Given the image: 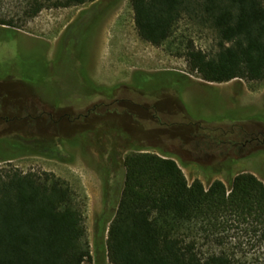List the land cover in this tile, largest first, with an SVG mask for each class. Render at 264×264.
Returning a JSON list of instances; mask_svg holds the SVG:
<instances>
[{
    "label": "trees",
    "instance_id": "1",
    "mask_svg": "<svg viewBox=\"0 0 264 264\" xmlns=\"http://www.w3.org/2000/svg\"><path fill=\"white\" fill-rule=\"evenodd\" d=\"M117 2L33 0L25 16L32 18L43 7L91 5L96 22ZM129 5L139 38L183 56L189 73L212 83L264 81V0H129ZM182 21L210 33L212 48L204 50L179 37ZM0 24L13 23L0 20ZM165 75L171 87L170 76ZM83 83L80 98L98 94L110 99L116 95L117 86L96 85L86 70ZM51 104L55 109L60 106L59 102ZM3 106L0 102V109ZM99 106L93 105L89 113L97 114V107L103 110L98 129L109 133L115 122L105 117L107 106ZM160 106L150 107L158 113H154L155 124L174 130L179 124L167 111L161 109L160 113ZM12 109L20 116L0 115L4 126L12 127L10 124L21 120L25 129L46 128L47 121L56 135L46 136L38 130L42 138L36 137L38 134L24 138L28 143H43L37 146L3 137L0 140L6 150L54 152L64 140L73 145L82 139L86 144L83 136L90 129L64 140L57 132L70 134L79 124L84 126L90 117L87 110L77 118L67 108V114L49 119L41 113H22L24 108ZM127 109L142 115L133 105ZM63 119L71 131L59 128ZM198 125L194 127L203 129ZM133 139L129 141L133 143ZM132 145L123 155L120 194L104 228L101 248H105L108 264H264V183L258 177L242 171L233 176L229 186L214 179L205 187L199 179L188 182L170 155ZM86 206L83 188L53 172L0 164V264H95L85 225Z\"/></svg>",
    "mask_w": 264,
    "mask_h": 264
},
{
    "label": "rangeland",
    "instance_id": "2",
    "mask_svg": "<svg viewBox=\"0 0 264 264\" xmlns=\"http://www.w3.org/2000/svg\"><path fill=\"white\" fill-rule=\"evenodd\" d=\"M32 3L33 0H0V20L13 23L0 24V96L4 94V98L0 97L4 105L0 115L19 117V111L12 108H24L22 113L27 114L46 112V118L64 114L61 106L55 109L40 99L46 93L48 103L66 93L80 95L84 70L96 85L117 86L116 97L121 103L107 108L121 111L122 103H128L142 111V115L123 114L127 127L115 123L118 125L112 126L109 133L99 130L100 121L91 116L86 125L79 124L70 134L58 129L63 140L82 129L90 132L83 136L86 144L80 137L81 143L73 145L64 140L54 152L6 150L0 140V164L11 163L25 171H50L83 188L87 196L85 225L95 264H108L105 248H101L106 236L104 228L120 194L123 155L133 143L170 155L188 182L199 179L207 187L214 179H220L229 186L235 174L246 171L264 183V81L258 84L233 79L207 85L195 73L188 72L183 56L139 38L129 0H119L103 11L96 22L91 5L43 7L28 18L25 12ZM177 33L198 48L213 46L210 33L187 21L180 23ZM167 72L181 75L178 83L169 77L172 88L168 87L164 74ZM68 86L74 89L68 91ZM101 100V96H94L70 110L89 109ZM154 104H161L164 108L160 106L159 112H169L171 120L179 124L172 127L174 130L155 124L154 115L158 113L150 108ZM62 121L59 128L71 131L68 123ZM195 123L203 129H196ZM23 125L16 120L10 124L12 127H6L0 121V139L15 138L37 146L43 143H28L24 138L35 134L42 138L44 131L46 136L56 135L47 121L46 128L39 125L25 129ZM4 156L8 159L4 160Z\"/></svg>",
    "mask_w": 264,
    "mask_h": 264
},
{
    "label": "flooded vegetation",
    "instance_id": "3",
    "mask_svg": "<svg viewBox=\"0 0 264 264\" xmlns=\"http://www.w3.org/2000/svg\"><path fill=\"white\" fill-rule=\"evenodd\" d=\"M70 26V25H69ZM69 26L68 27H66L65 28V30H68V28H69ZM64 30V31H65ZM63 31V32H64ZM60 43V42H59ZM164 74H166V73H164ZM167 74L169 75V76H171L172 77V79H174V81H176V76L178 75L179 76V74L178 73H175V72H171V73H168L167 72ZM67 89H68V91L70 90V89H74V88H71L70 86H68L67 87ZM79 94H80V92H79ZM75 95L74 94H72V95H70V94H68V93H66L65 95H64V97H58L54 102H59L60 103V108H63V111H64V114H67L68 113V111L69 112H71V113H73V115L75 116V117H79L81 114H82V111H85V110H87V113L88 114H90L89 113V109H85V110H82V111H77V112H73V111H71L70 110V108H74V107H79L82 103H85V102H87L89 99H91V98H93L94 96H101L102 98H103V100H101L102 101V103L101 102H98L97 104H95V106H99L100 104L103 106V105H105V106H109V105H115V106H117V104H119V103H121V100H119V98H117L116 96L117 95H115L113 98H110V99H108V98H106L105 96H103V95H98V94H96V95H93L92 97H90L89 99L88 98H85V97H81L80 98V95H78L77 94V96L76 97H74ZM72 97H74V98H72ZM40 98V97H39ZM48 98V95H47V93H46V97H44V98H42V99H40L41 100V102H45V103H47L48 105L49 104H51V101H50V103H48V100H46ZM70 98H72V99H70ZM49 100H50V98H48ZM172 99V98H171ZM68 100H71V101H68ZM47 101V102H46ZM103 102H105V103H103ZM171 102V101H170ZM80 104V105H79ZM166 104V103H165ZM122 108H123V110H117V108H115V107H113V109H109V108H107L108 109V112L105 114V117L107 118V119H111L112 121H113V123L115 122V123H118L119 125H122V127L124 128V127H127V124H126V122L124 121V119H123V114H127L128 116H130V114H131V112L134 114V111H132L131 109L129 110V109H127L126 110V108H127V105H128V103H127V105H125V104H123L122 103ZM93 107V106H92ZM100 107V106H99ZM99 107H97L99 110L98 111H100V112H98L97 114H99V115H97V114H90V116H91V118L94 120V118H96V120L98 119L99 121H100V119H99V117L98 116H100V115H102V113H103V110H101ZM104 107V106H103ZM162 107V106H161ZM165 107L167 108L168 107V104H166L165 105ZM69 110H68V109ZM162 108H164V107H162ZM184 108V107H183ZM66 110H68V111H66ZM39 113H41V115H46V112H39ZM169 113V112H168ZM64 114H61V115H64ZM107 114H109L108 116H107ZM38 115H40V114H38ZM94 115H95V117H94ZM60 116V115H59ZM110 116H111V118H110ZM49 119H50V117H49ZM88 119H89V117L84 121V123H85V125H86V122L88 121ZM62 122V121H61ZM128 122V121H127ZM114 123V124H115ZM117 124V125H118ZM59 125V124H58ZM117 125H112L111 124V126H117ZM128 125H130V124H128ZM130 127H131V125H130ZM1 138H3V137H1ZM263 138H264V136H263ZM261 141H263V139L261 140ZM77 143H78V141H77ZM80 143V142H79Z\"/></svg>",
    "mask_w": 264,
    "mask_h": 264
},
{
    "label": "water",
    "instance_id": "4",
    "mask_svg": "<svg viewBox=\"0 0 264 264\" xmlns=\"http://www.w3.org/2000/svg\"><path fill=\"white\" fill-rule=\"evenodd\" d=\"M0 30H3V28L0 27ZM203 82L206 83L207 85H210V83H212V82H207V81H203Z\"/></svg>",
    "mask_w": 264,
    "mask_h": 264
}]
</instances>
